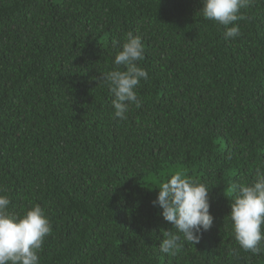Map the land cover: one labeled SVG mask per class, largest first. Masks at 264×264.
<instances>
[{
    "label": "trees",
    "instance_id": "trees-1",
    "mask_svg": "<svg viewBox=\"0 0 264 264\" xmlns=\"http://www.w3.org/2000/svg\"><path fill=\"white\" fill-rule=\"evenodd\" d=\"M201 8L0 0V188L10 213L39 204L49 218L40 264H264L227 217L231 186L264 166V0L241 9L235 39ZM128 32L149 77L120 120L101 79ZM178 170L207 185L214 223L170 257L159 243L173 226L152 202Z\"/></svg>",
    "mask_w": 264,
    "mask_h": 264
},
{
    "label": "clouds",
    "instance_id": "clouds-1",
    "mask_svg": "<svg viewBox=\"0 0 264 264\" xmlns=\"http://www.w3.org/2000/svg\"><path fill=\"white\" fill-rule=\"evenodd\" d=\"M252 0H201L200 12L204 19L224 26L225 39L241 35L235 22L244 19L241 9ZM232 25V26H230ZM117 48L114 69L102 75V81L113 97L114 118L124 120L131 105L142 106L137 86L148 80L149 74L139 62L144 60V44L139 35L128 32L121 44L113 40ZM123 66L124 70H120ZM154 207L162 209L160 215L170 223L172 230H161V253L177 256L186 243L195 247L203 233L214 223L210 213L209 190L205 183L195 181L178 170L159 184ZM0 188V264H40L39 253L46 237L52 233V225L39 204L33 205L23 216L9 212L11 200ZM230 214L234 238L240 248L254 255L264 253V166H257L252 183L233 184Z\"/></svg>",
    "mask_w": 264,
    "mask_h": 264
}]
</instances>
